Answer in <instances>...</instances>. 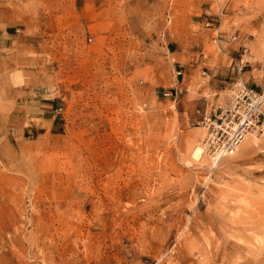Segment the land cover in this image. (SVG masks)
Instances as JSON below:
<instances>
[{"label":"rangeland","instance_id":"obj_1","mask_svg":"<svg viewBox=\"0 0 264 264\" xmlns=\"http://www.w3.org/2000/svg\"><path fill=\"white\" fill-rule=\"evenodd\" d=\"M0 13V264H264V116L219 160L200 123L264 86V0Z\"/></svg>","mask_w":264,"mask_h":264},{"label":"built area","instance_id":"obj_2","mask_svg":"<svg viewBox=\"0 0 264 264\" xmlns=\"http://www.w3.org/2000/svg\"><path fill=\"white\" fill-rule=\"evenodd\" d=\"M206 24L209 22L206 21ZM215 34V38H222L219 31L216 30ZM230 39H234V36L226 37V40ZM230 92L232 99L228 107L222 109L217 116L205 114L200 121L206 131L202 144L211 158L231 155L246 134L262 131L264 86L257 90L236 80L232 83Z\"/></svg>","mask_w":264,"mask_h":264},{"label":"crops","instance_id":"obj_3","mask_svg":"<svg viewBox=\"0 0 264 264\" xmlns=\"http://www.w3.org/2000/svg\"><path fill=\"white\" fill-rule=\"evenodd\" d=\"M0 27H1V25H0ZM10 33H11V31L9 29H7L6 27L5 28L1 27V29H0V47L6 45V43L8 42V38L10 36ZM36 109L42 114L49 113L53 110V103L49 100L41 99V100L37 101Z\"/></svg>","mask_w":264,"mask_h":264},{"label":"bare ground","instance_id":"obj_4","mask_svg":"<svg viewBox=\"0 0 264 264\" xmlns=\"http://www.w3.org/2000/svg\"><path fill=\"white\" fill-rule=\"evenodd\" d=\"M249 134V133H248ZM252 134V133H251ZM247 135V134H246ZM246 135H245V137H246ZM194 154V155H193ZM193 156H195V157H201L202 155H203V148L202 147H200V146H197V147H195V149L193 150ZM213 159V158H212ZM217 160H219L218 158H216ZM216 159L214 160V162L216 161ZM213 162V163H214Z\"/></svg>","mask_w":264,"mask_h":264}]
</instances>
